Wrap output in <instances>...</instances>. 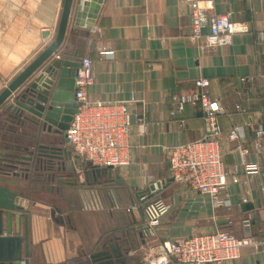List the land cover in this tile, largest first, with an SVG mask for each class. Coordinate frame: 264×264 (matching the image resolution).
Here are the masks:
<instances>
[{
	"label": "crops",
	"instance_id": "1",
	"mask_svg": "<svg viewBox=\"0 0 264 264\" xmlns=\"http://www.w3.org/2000/svg\"><path fill=\"white\" fill-rule=\"evenodd\" d=\"M38 2L44 6L42 15L35 14L32 0H0V91L53 38L62 0ZM202 4L210 13L232 11L233 21L240 25L232 44L200 50L191 37L190 11L181 0H104L90 29L70 23L69 50L83 49L94 61L95 82L88 95L132 101L133 118L143 115L148 126L144 133L138 123L132 127L130 161L115 169L123 184L107 183V176L91 178L84 172L86 163L72 159L78 182L68 185L67 192L54 183L44 191V172L34 183L32 172L27 178H7L21 183L18 190L24 192L30 210V264H92L94 255L106 264H152L167 241L223 229L237 237L251 233L262 242L243 247L238 259L224 264H264V176L254 172V165L264 162V150L258 153L252 142L254 129L264 123V0ZM41 19L44 23L38 26ZM47 28L52 38L42 36ZM109 50L113 54L101 53ZM201 76L210 79V92L224 108L220 123L224 164L230 173L225 190L229 207L214 206L208 196L175 180L165 148L202 136L200 105L187 104L171 113L172 95L194 90ZM241 78L246 81L241 83ZM2 112L0 142L7 137L8 145H18L16 140L22 144V130L4 128ZM234 125H244L245 140L252 147L247 169L238 143L225 139ZM84 179L89 180L86 187ZM162 180L165 184L151 200L137 199L136 192ZM36 185L40 194L28 188ZM44 193L57 202H45ZM85 202L94 208H85ZM246 219L250 227L244 225ZM12 224L15 231L16 217Z\"/></svg>",
	"mask_w": 264,
	"mask_h": 264
},
{
	"label": "built area",
	"instance_id": "2",
	"mask_svg": "<svg viewBox=\"0 0 264 264\" xmlns=\"http://www.w3.org/2000/svg\"><path fill=\"white\" fill-rule=\"evenodd\" d=\"M181 1L190 11L191 37L198 42L200 50L232 44L233 35L240 31L239 23L233 21L232 11L210 13L202 0ZM101 53L111 55L113 51ZM245 81L246 78H241L240 82ZM94 82V61L90 56L83 55L75 76L77 111L65 134L74 163L83 165L90 161L94 166L117 169L130 161L131 144L128 139L133 125L138 123L140 132L144 133L148 124L143 115L136 114L133 118L132 101L92 99L88 95V88ZM210 84L209 78L197 77L194 90L172 95V115L181 112L187 104L200 105L203 133L194 141L175 143L165 148L175 180L208 196L214 206L229 207L230 195L225 190L230 173L224 164V137L220 123L224 108L220 100L211 94ZM236 106L237 109L242 108L241 104ZM254 132L252 142L255 150L261 153L264 150V123ZM225 139L238 143L242 164L247 169L251 165L248 156L252 147L245 140L244 125H234ZM254 172L264 176V162L255 164ZM233 180L238 182L239 178L234 177ZM99 204L101 206L102 203ZM83 205L94 208L87 202ZM244 225L250 227V219H246ZM2 235H7V232L4 231ZM259 243L262 242L251 233L243 237H237L227 229L200 233L167 241L162 253L151 263L170 264L175 260L180 264H224L238 259L243 247Z\"/></svg>",
	"mask_w": 264,
	"mask_h": 264
},
{
	"label": "water",
	"instance_id": "3",
	"mask_svg": "<svg viewBox=\"0 0 264 264\" xmlns=\"http://www.w3.org/2000/svg\"><path fill=\"white\" fill-rule=\"evenodd\" d=\"M103 2L62 0L53 38L0 91L4 128H19L24 135L22 144L16 140L18 145L14 144L13 148L8 145L7 137L0 142L1 149L10 151L0 150V264H30L31 255L28 203L24 192L18 190L21 183L7 178H27L31 172H44V162L56 164L58 169L65 165L72 168V151L67 146L69 140L65 132L77 111L75 76L84 50H69L67 32L70 23L90 29ZM50 35L51 29L43 30L44 38ZM84 168L91 178L107 176V183H124L112 166H94L88 161ZM162 183L165 184V180L152 183L135 196L142 202L151 200ZM13 217L18 223L15 231ZM4 231L7 235H2ZM139 234L142 236L143 232ZM91 259L92 264H106L99 262L95 255Z\"/></svg>",
	"mask_w": 264,
	"mask_h": 264
},
{
	"label": "rangeland",
	"instance_id": "4",
	"mask_svg": "<svg viewBox=\"0 0 264 264\" xmlns=\"http://www.w3.org/2000/svg\"><path fill=\"white\" fill-rule=\"evenodd\" d=\"M32 1L36 5V7H35L36 9L34 8L35 9L34 10L35 14H38V15L41 14L42 15L43 11H44V6L41 7L40 6L41 3L38 2V0H32ZM34 4L32 6H30V8L31 7L33 8ZM42 23H44V19H41V21L39 23L37 22L38 26H41ZM13 147L14 146H12V148ZM12 151H14V150H12ZM72 168L69 169L65 165L63 168L58 169L56 164H50V163L44 162V191H46L45 187L47 185H52L54 183L55 185L56 184L59 185L58 186L59 190L62 189L65 192H67V190H65V189H67L68 185H72L73 183L78 182V179H77L78 175L75 174L76 171H74V169H72ZM41 178H42L41 171L40 172H35L32 175L31 183L40 182ZM58 178L62 179V181L58 180ZM87 181H89V180L84 179V184H83L84 187L88 186L89 182H87ZM97 186H98V184H97ZM28 188L34 190L35 193L40 194V191L37 190V188H38L37 185L35 187L32 186V187H28ZM33 196L35 197L36 195H33ZM44 201L48 202V203H51V202L56 203L57 202V200L55 198H53L52 196L47 195L45 193H44ZM53 203H52V205H53Z\"/></svg>",
	"mask_w": 264,
	"mask_h": 264
},
{
	"label": "flooded vegetation",
	"instance_id": "5",
	"mask_svg": "<svg viewBox=\"0 0 264 264\" xmlns=\"http://www.w3.org/2000/svg\"><path fill=\"white\" fill-rule=\"evenodd\" d=\"M48 163H50V162H48ZM50 164H52V163H50ZM59 180V179H58Z\"/></svg>",
	"mask_w": 264,
	"mask_h": 264
}]
</instances>
